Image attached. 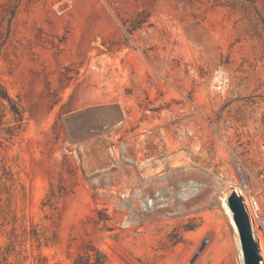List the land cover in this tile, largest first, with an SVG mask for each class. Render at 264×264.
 Listing matches in <instances>:
<instances>
[{"label":"rangeland","instance_id":"obj_1","mask_svg":"<svg viewBox=\"0 0 264 264\" xmlns=\"http://www.w3.org/2000/svg\"><path fill=\"white\" fill-rule=\"evenodd\" d=\"M0 42L24 116L0 261L240 264L222 204L264 210V0H0Z\"/></svg>","mask_w":264,"mask_h":264},{"label":"trees","instance_id":"obj_2","mask_svg":"<svg viewBox=\"0 0 264 264\" xmlns=\"http://www.w3.org/2000/svg\"><path fill=\"white\" fill-rule=\"evenodd\" d=\"M0 42V49H1ZM116 109L117 106L113 105ZM94 107L87 108L79 113H74L66 117L68 126L71 129L73 137H78L80 134H76L75 130L80 126L89 127L87 123H80L78 120L83 114L92 112ZM9 113L11 120L6 121V114ZM23 111L21 106L9 95L7 90L0 84V128H5L8 138H12L17 135L23 129ZM78 121V122H76ZM76 123H80L77 125ZM72 124V128H71ZM106 255L96 246L88 245L86 250L79 252L77 256L73 259L71 264H105ZM0 264H12L8 259V255H3Z\"/></svg>","mask_w":264,"mask_h":264},{"label":"water","instance_id":"obj_3","mask_svg":"<svg viewBox=\"0 0 264 264\" xmlns=\"http://www.w3.org/2000/svg\"><path fill=\"white\" fill-rule=\"evenodd\" d=\"M226 203L232 213V219L236 226L242 255V264H260L262 257L259 254L258 243L252 236L248 216L244 209L242 199L236 193H231Z\"/></svg>","mask_w":264,"mask_h":264},{"label":"built area","instance_id":"obj_4","mask_svg":"<svg viewBox=\"0 0 264 264\" xmlns=\"http://www.w3.org/2000/svg\"><path fill=\"white\" fill-rule=\"evenodd\" d=\"M245 203L243 206L248 216L250 230L254 240L258 243L259 254L264 262V210H261V203L257 197L246 196Z\"/></svg>","mask_w":264,"mask_h":264},{"label":"bare ground","instance_id":"obj_5","mask_svg":"<svg viewBox=\"0 0 264 264\" xmlns=\"http://www.w3.org/2000/svg\"><path fill=\"white\" fill-rule=\"evenodd\" d=\"M238 196L242 199L243 203L246 204L245 203V199H243V197H241V195H239V194H238ZM222 208L224 209V211L228 215L229 222H230V224H231V226L233 228V232H234V236H235V241H236V243L238 245L237 249H238V256H239V259H240V264H242V255H241V251H240V243H239V239H238V234H237L236 226H235V224L233 222L232 213H231V211H230V209H229L226 201L224 202V204H222ZM252 227H254V226L252 225Z\"/></svg>","mask_w":264,"mask_h":264}]
</instances>
